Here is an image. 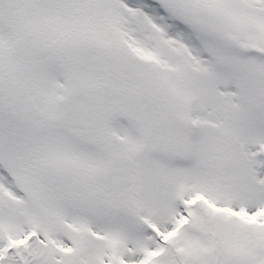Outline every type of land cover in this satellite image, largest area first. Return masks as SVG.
I'll return each instance as SVG.
<instances>
[{"label": "snow or ice", "instance_id": "6c2138e0", "mask_svg": "<svg viewBox=\"0 0 264 264\" xmlns=\"http://www.w3.org/2000/svg\"><path fill=\"white\" fill-rule=\"evenodd\" d=\"M0 264H264V0H0Z\"/></svg>", "mask_w": 264, "mask_h": 264}]
</instances>
